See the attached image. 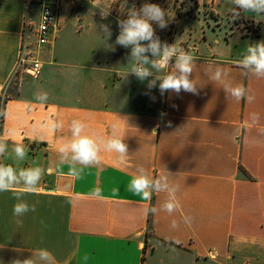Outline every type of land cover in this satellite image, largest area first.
Returning <instances> with one entry per match:
<instances>
[{
  "label": "crops",
  "instance_id": "0c3cea01",
  "mask_svg": "<svg viewBox=\"0 0 264 264\" xmlns=\"http://www.w3.org/2000/svg\"><path fill=\"white\" fill-rule=\"evenodd\" d=\"M209 1L220 18L235 8L229 0ZM31 12L26 15L22 0H0V138L8 143L0 163L17 167L12 148L22 141L27 154L18 167L44 169L34 193L22 192V185L0 192V264H47L41 248L55 264H264V78L240 66L248 45L264 41V13L242 12L255 23L253 34L235 27L229 33L203 29L197 37L188 26L198 94L161 95L159 80L147 85L162 71L151 69L143 81L124 77L131 46L116 44L120 20L86 11L62 14L60 30L39 51L40 75L16 83L24 22L27 16L36 22ZM71 17L82 24L86 41L64 40ZM102 24L110 40L93 41L104 34ZM216 67L227 73L221 83L211 79ZM174 70L173 62L167 72ZM230 83H242L254 100H235L226 91ZM40 92L48 94L43 104L35 99ZM74 119L94 138L107 139L116 125L126 157L102 149L97 164L68 175L58 148ZM141 166L161 185L167 177L168 188L153 193L151 202L129 190ZM172 192L179 207L169 214L161 206ZM17 196L35 205L19 218L22 225L13 216Z\"/></svg>",
  "mask_w": 264,
  "mask_h": 264
},
{
  "label": "clouds",
  "instance_id": "9594fccd",
  "mask_svg": "<svg viewBox=\"0 0 264 264\" xmlns=\"http://www.w3.org/2000/svg\"><path fill=\"white\" fill-rule=\"evenodd\" d=\"M127 0H122L123 6L126 5ZM229 3L235 5L230 11L234 17H239L240 11L253 12L256 14L264 13V0H229ZM97 7H100L98 4ZM132 10L128 12L126 20L119 21L120 33L116 37V44L124 47L131 46L130 59L131 64L127 67L124 77L128 74L135 75L140 81L145 80L147 77L152 76L151 69L157 72L168 68L169 64L174 59V71H168L162 75L156 76L155 79L148 82L149 89L156 87V80H159V91L163 95L166 91H171L179 94L181 90L186 93L198 94L196 81L191 76L195 68L196 58L189 52L177 46L161 44L158 37H155L152 21H155L161 29L167 27L165 20V10L158 4L145 3L138 10L133 6ZM102 18H107L109 10L101 8ZM101 30L105 36L109 38L111 31L107 25H100ZM141 41H147V44H141ZM112 46H110L111 48ZM150 52L156 60H150L148 56L142 55ZM240 66L243 70H252L253 76L257 78H264V41L255 44H249L247 47V54L244 55L240 61ZM227 76L224 69L216 67L211 75V79L215 82L221 83L223 78ZM228 94L235 100L247 99L249 103L254 100L253 95L248 94V90L242 83H230L226 89ZM35 99L41 104L48 100L46 92H40L36 95ZM163 115V114H162ZM250 119L253 122L259 120L257 113L250 114ZM62 124L53 125L54 129L62 128ZM87 125L81 120H72L70 123V137L58 148L60 159L62 163L69 164L68 175L78 177L83 167H88L99 162V153L103 149L110 153H116L120 157H126L127 145L124 143V136L119 134L117 126L113 125V133L107 139L89 135L86 133ZM8 151V143L6 140L0 138V156ZM14 160L17 167L11 164L0 163V192L11 190L17 185H22V192L34 193L41 182L44 174V169L40 166L33 167H18L27 154V149L24 144L17 142L13 148ZM80 166V167H78ZM138 174L133 173V178L129 184V190L136 195H140L145 201L151 202L153 193L168 188L167 177L165 176L164 184L156 177L151 179L146 174L144 167H139ZM95 195L99 196V190ZM16 199L19 201L13 206V216L16 217V223L22 225L23 217L29 211H35V205H29L23 201L20 196ZM179 207V200L172 192L169 197L163 202L161 210L173 213ZM155 213L157 209H150ZM189 222V218H185V223ZM176 222L173 221L172 227L175 228ZM39 258L47 261V264H55V257L46 248L38 250ZM12 264H34L31 259L23 261L14 260Z\"/></svg>",
  "mask_w": 264,
  "mask_h": 264
},
{
  "label": "rangeland",
  "instance_id": "374dc122",
  "mask_svg": "<svg viewBox=\"0 0 264 264\" xmlns=\"http://www.w3.org/2000/svg\"><path fill=\"white\" fill-rule=\"evenodd\" d=\"M145 3H155L158 4L163 10H165V20L167 21V27L161 29L158 27L155 21H152V27L154 29L155 37H158L161 41V44H168V45H175L178 48L184 49L186 52L190 53L191 48L187 46L186 38L188 31V26L195 27V31L197 33V37H200L201 31L205 29L206 31L211 30H224L226 33H229L231 30H234L235 27L242 29L241 27L248 26L251 29L252 27L255 28V23L250 24L249 20L245 19V17L239 21L234 20L233 16L219 17L216 16L211 9L210 1L209 0H127L126 5L123 6L122 0H94L93 3H87L82 10L77 13L80 16L81 12L86 11V14L89 16H93L95 18L99 17L102 18L101 8L104 10H109L107 17H114L118 20H126L128 18V12H130L133 6L138 10L142 5ZM100 7H97V5ZM37 5V4H36ZM38 6V5H37ZM32 17L36 16L37 20V13L35 9L32 10ZM180 18L178 22V26L175 27L176 19ZM69 21L74 23L67 24L68 26V34H65L64 40L72 43H77L81 41H86L84 38L80 39L81 31H82V24L78 23L75 20V17H71ZM178 27V28H177ZM247 31L245 28L242 29ZM180 33L182 35H180ZM104 35V36H101ZM174 36L176 37L173 40ZM93 41L96 42H107L110 40V37L107 38L105 34L100 35H92ZM88 40H90L88 38ZM62 41V38L60 39ZM147 41H141V44H147ZM146 56L153 58L150 52L145 53ZM130 58V56H129ZM173 58V62H174ZM172 62V63H173ZM170 63L169 66L172 64ZM168 66V68H169ZM168 68L162 70V74L166 73ZM24 76H27L23 73H15V82L18 81Z\"/></svg>",
  "mask_w": 264,
  "mask_h": 264
},
{
  "label": "built area",
  "instance_id": "2783aa9c",
  "mask_svg": "<svg viewBox=\"0 0 264 264\" xmlns=\"http://www.w3.org/2000/svg\"><path fill=\"white\" fill-rule=\"evenodd\" d=\"M94 0H22L26 15L29 14L38 5L37 20L33 22L28 16L24 22L23 39L20 47V54L15 68V73H23L30 77H38L41 72V60L39 51L42 47L49 45L53 35L60 30L63 13H79L87 3H93ZM240 11L238 19L242 20L243 16ZM231 16H233L231 14ZM233 19L235 17L233 16ZM249 20V19H247ZM243 21V20H242ZM253 24L252 20L249 22ZM253 25L246 26L245 29L252 33ZM3 108L0 105V123L2 121Z\"/></svg>",
  "mask_w": 264,
  "mask_h": 264
},
{
  "label": "trees",
  "instance_id": "16d2710c",
  "mask_svg": "<svg viewBox=\"0 0 264 264\" xmlns=\"http://www.w3.org/2000/svg\"><path fill=\"white\" fill-rule=\"evenodd\" d=\"M217 16V15H216ZM234 20H236V17H235V19ZM246 26H244L243 28H245ZM253 32H255L254 30H252V34H253Z\"/></svg>",
  "mask_w": 264,
  "mask_h": 264
}]
</instances>
